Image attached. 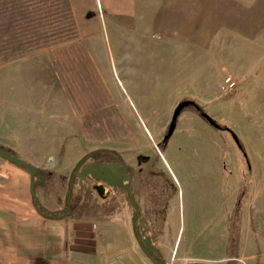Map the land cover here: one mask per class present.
Masks as SVG:
<instances>
[{"label":"rangeland","instance_id":"1","mask_svg":"<svg viewBox=\"0 0 264 264\" xmlns=\"http://www.w3.org/2000/svg\"><path fill=\"white\" fill-rule=\"evenodd\" d=\"M43 4L0 0L3 110L18 104L10 97L18 92H72L78 113H89L88 143L93 150L124 138V130L135 122L153 131L154 140L161 143L177 104L193 102L228 131H216L188 106L176 120L181 134L170 138L165 147L153 146L163 163L165 152L181 151L189 178L182 167L178 177L165 163L169 174L157 169L147 174L150 186L160 189L154 201L156 213H171L168 220L174 223L176 218L177 223L139 224L143 242L161 264H264V0L212 2L211 14L202 8L205 2L198 0L179 11L175 7L170 16L162 12L151 16L150 23L143 25L144 16L126 20L128 25L121 28L101 16L100 0H90L86 19L93 25L82 40L63 0H43ZM53 8H58L61 28L50 32L52 19L41 12ZM48 43L54 45L43 48ZM41 46L37 58H28L37 55L34 51ZM22 56L28 59L6 64ZM50 57L55 59L56 76ZM39 71L42 76L37 82L27 79ZM227 77L235 87L222 92ZM182 125H188L189 131ZM233 136L244 146L248 162ZM86 163L98 165L91 157ZM95 168L84 175L81 188L86 193L98 184L93 178ZM62 179H58L62 181H58L60 196L67 181ZM81 188L73 189L74 206L79 196L85 198ZM112 198L107 208L117 210L119 200L129 207L125 193L118 200L116 193ZM236 200L240 204L234 213ZM96 202L93 197L90 203L96 207H84L75 215L101 213ZM211 204L212 209L217 207L212 218ZM146 233L156 238L153 244Z\"/></svg>","mask_w":264,"mask_h":264},{"label":"crops","instance_id":"2","mask_svg":"<svg viewBox=\"0 0 264 264\" xmlns=\"http://www.w3.org/2000/svg\"><path fill=\"white\" fill-rule=\"evenodd\" d=\"M197 1L100 0V11L103 18L111 19L115 28H121V25H128L124 22L126 20H136L144 16L143 25L150 23V19L147 18L151 16L159 15L161 12L170 16L174 14L175 7L179 11L181 6L195 4ZM89 2L90 0H63L64 10L71 16L81 40L93 25L86 19ZM200 2H205L202 8L207 14H211L208 6L212 2L245 4L246 0H200ZM262 12L264 14V8ZM203 43L206 44L207 41ZM34 52L38 54L28 58L35 59L42 53L40 47ZM28 58L22 56L6 64L25 61ZM50 58V65L54 71L52 72L56 76V68L52 64V60L55 59ZM4 64L2 63L0 67ZM38 66L40 70V62ZM41 76L42 73L39 71L27 79L30 82H37ZM22 88L27 89L26 84L23 83ZM42 91L43 89L41 92L11 94L10 97L13 99L11 101L18 104L8 112L3 110L0 103V147L13 152L17 158L44 173V178L33 187L31 185L33 179L24 169L0 159V264H153L135 240L134 217L137 216L138 226L177 223L176 218L174 223L168 220L171 213L169 215L166 212L156 213L155 203L160 195V189H153L150 186L151 178H148L147 174H153L156 169L167 172L165 163L175 174L179 172L178 168L182 167V173L189 178V171L184 168L182 152L176 149V153L171 150L173 155L165 152L162 155L163 163L153 150V146L159 144L154 140L155 134L143 127L140 122L139 124L135 122L133 128L124 126L129 128L124 130V138H116V142L114 139L106 147L91 150L88 143L89 113L85 111L83 115L78 113L72 92ZM98 123L97 126L100 128V119ZM187 126L182 125L186 129ZM182 131L175 128L171 140H175V135H180ZM123 143L125 148L122 147ZM175 146L180 149L177 141ZM95 150L115 152L131 168L130 175H126L119 165L112 161L113 155L98 153L91 157L93 163H115L122 170L120 173L126 180L128 178V182L121 180L118 187L128 183L135 207L128 203L129 207L125 208L124 202L119 200L117 210L109 209L106 204L113 200L112 196L106 195L105 192L103 197H100L95 192L93 197L97 204H101L99 206L101 213L92 211L81 217L65 214L59 219L38 214L34 209L32 197L44 213L59 212L63 202L64 205L68 203V193L73 194V189L74 191L80 189L83 179L86 178L83 177L81 184L80 179L77 178L75 182L76 178L74 180L71 178L75 165ZM155 158L158 160L155 161ZM86 166L89 165L86 163ZM62 178H67V181L64 194L60 196L58 191L62 188L60 184L62 181L59 180H63ZM96 182L97 186L102 185L99 181ZM48 184L52 185L47 186ZM103 186L104 191L110 187L106 184ZM118 187H115L117 200L123 195ZM216 214L217 207L212 209L211 204L209 215L212 218ZM150 237L153 244L156 238L151 235Z\"/></svg>","mask_w":264,"mask_h":264},{"label":"trees","instance_id":"3","mask_svg":"<svg viewBox=\"0 0 264 264\" xmlns=\"http://www.w3.org/2000/svg\"><path fill=\"white\" fill-rule=\"evenodd\" d=\"M32 1L38 7L44 6L43 0H32ZM41 14H42V16H45L46 19H52L50 24H53V25L50 26V28H52V30L49 28L50 32L58 31L61 28V25L58 23L59 17H60L59 13H58V8H56V9L53 8L50 11H44L43 10V12H41ZM52 45H54V44L48 43L45 46H43V48H49ZM40 48H42V46ZM188 108H191L195 114H197L202 120H204L207 123V114L204 113L202 108H200L196 104H193V105L189 106ZM213 128L219 132L220 131H228V129H223L220 126H218L217 124H215V126H213ZM233 138H234V136H233ZM168 140H166V141L162 140L161 143H159L160 144L159 146L165 147L168 143ZM234 140H235V138H234ZM235 144H236L239 152L241 153V155L248 162L246 150H245L244 146L242 145V143L239 140H237L235 142ZM0 151L17 157L13 152H11V151L3 148V147H0ZM98 153H101V155H107V154L113 155L114 157H113L112 161L116 162L117 165H119L127 175H130L131 168H129V166L125 164V162L121 159V157L117 153L107 151V150H96V151H93L90 154L84 156L75 165L72 174L76 175L79 172V170L85 166V162L87 161V159H89L90 157H92L93 155L98 154ZM72 174H71V178L74 180L75 176H73ZM31 178L33 179V182L31 183V185L34 187L35 185H38L40 183L41 179L44 178V173L37 170L36 174L31 176ZM81 189L83 190V192L85 194V198L83 196H82V198H81V196H79V198H77V200H76L75 206H74V202L72 201V194H71V192H69L68 193V196H69L68 203L65 204L64 207L57 213H44L43 210L38 206L35 198L32 197L34 209L37 211L38 214L45 216V217H48V218H51V219H59V218L63 217L65 214H68V215L74 214L73 217H79V216H76L75 213L77 211H80V209H84V207L87 208L86 210H90L91 208H94V207H92L90 200L93 199V195H94L95 190L88 188L87 193H86L84 188H81ZM125 189H126V185L124 187H122V191L126 192ZM239 204H238V200H236L235 205H234L235 206L234 213L237 212ZM136 220H137V216L135 215L134 223H133V233H134V237H135V240H136L138 246L145 252L147 257L149 258V260L153 264H160L159 260L154 258L155 254L150 253L148 251V249L143 245L142 239H141L142 236H141L139 227L136 224Z\"/></svg>","mask_w":264,"mask_h":264},{"label":"water","instance_id":"4","mask_svg":"<svg viewBox=\"0 0 264 264\" xmlns=\"http://www.w3.org/2000/svg\"><path fill=\"white\" fill-rule=\"evenodd\" d=\"M193 104L194 103L191 102V101H183V102H179L177 104V106L175 107L174 112L172 114L170 123L168 125V130L166 132V135L163 138L164 141H166L172 135V133H173V131L175 129V126H176L177 117L180 114V112L184 108H186L188 106H191ZM207 123L211 127L215 126V121L212 120L208 116H207ZM236 141L237 140L235 139V142ZM0 159L6 161L8 163H11V164H13V165H15L17 167H20V168L24 169L30 176H33V175L36 174L37 170L35 169V167H33L31 164L26 163L23 160L15 157L13 155L6 154V153L0 151ZM93 168H95V167H92L90 165L89 166H84L79 171L77 177H78V179H80V184L82 183V179H83V177H84V175L86 173H89V172L93 173V170H92ZM95 169H96V171H95V174H94L93 178H94L95 181H99V182L102 183V185L97 186L96 189H95L96 194H98L100 197H103V195L105 193L103 184H106L108 186H113V187L114 186L116 187V185L120 184V182H121V174H120L119 168L117 167V165L115 163L98 164ZM73 176H74V174H73ZM71 187H72V183L69 186L70 191H71ZM126 192L129 195L130 190H129L128 186H126ZM32 193H33V190H32ZM106 195H108V194H106ZM68 201H69V196L67 198V202ZM128 201H129L131 206L135 207V202H134L132 196H130V195L128 196ZM146 239H148V241L151 242V240H150V238L148 236H146ZM145 247L148 249V251L150 253L153 254V252L149 249V246H147L145 244ZM154 258H156V257L154 256Z\"/></svg>","mask_w":264,"mask_h":264},{"label":"built area","instance_id":"5","mask_svg":"<svg viewBox=\"0 0 264 264\" xmlns=\"http://www.w3.org/2000/svg\"><path fill=\"white\" fill-rule=\"evenodd\" d=\"M223 83L222 92H230L235 87V82L229 77L225 78Z\"/></svg>","mask_w":264,"mask_h":264},{"label":"flooded vegetation","instance_id":"6","mask_svg":"<svg viewBox=\"0 0 264 264\" xmlns=\"http://www.w3.org/2000/svg\"><path fill=\"white\" fill-rule=\"evenodd\" d=\"M124 186H125V185H124ZM124 186H121V185H120V186L118 187V185H116V188L118 187L119 190H120V192H121V194H123V195H124V193H126V192H123V191H122V187H124ZM128 187H129V186H128ZM125 191H126V189H125Z\"/></svg>","mask_w":264,"mask_h":264}]
</instances>
